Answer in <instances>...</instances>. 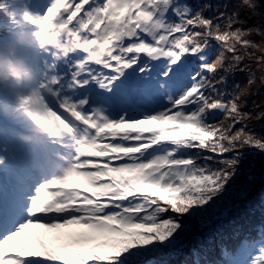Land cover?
Wrapping results in <instances>:
<instances>
[{"label": "snow or ice", "instance_id": "obj_1", "mask_svg": "<svg viewBox=\"0 0 264 264\" xmlns=\"http://www.w3.org/2000/svg\"><path fill=\"white\" fill-rule=\"evenodd\" d=\"M240 7L255 15L258 3L240 0ZM211 8L194 12L182 0H47L37 9L54 42L43 87L67 128L66 167L50 176L28 157L17 168L0 154V264H157L149 257L182 248L185 218L228 191L242 149L264 152V137L246 130L252 117L241 111L240 85L228 92L227 76L204 75L237 70V45L259 49L247 37L264 30L234 27L246 23L238 10L229 15L217 6L218 16L206 17ZM213 41L223 51L211 61ZM225 52L233 61L227 67ZM192 151L211 153L205 161L222 157L220 167L200 164ZM230 239L231 248L219 246L221 259L193 247L188 264H264V226L255 238L236 230Z\"/></svg>", "mask_w": 264, "mask_h": 264}, {"label": "trees", "instance_id": "obj_2", "mask_svg": "<svg viewBox=\"0 0 264 264\" xmlns=\"http://www.w3.org/2000/svg\"><path fill=\"white\" fill-rule=\"evenodd\" d=\"M15 1L4 0L3 3H0V9L5 6L10 8ZM182 2L189 3L194 12L199 10L205 3L211 4L212 8L205 10L203 13L209 18L218 16L217 6H219V11H225L229 15L238 10L241 20L246 21V23L243 25L236 24L234 27H260L264 30V0H257L258 10L255 15L250 10L240 7V0H182ZM225 4L228 5L227 9L223 7ZM8 16L4 11L0 12V102L2 103L0 130L3 131L4 135H11V137H7L12 138L11 145H13L18 138L23 140L34 137L31 135L32 131H27L28 128L34 127V125H31L34 121H27L26 124L22 123L20 121L22 118L18 116L19 110H13L15 106L10 97V92L15 86V79L9 75L11 65L5 54L7 46L15 37L17 27L11 17V10ZM171 18L175 19V17ZM217 22L221 24L223 29L226 21L220 20ZM247 38L260 45V48L244 49L237 45V55L243 57L237 70L226 73L224 69H220L215 76L211 73H204V75H207L209 79L217 80L221 76H227L225 90L228 92L233 91L234 85H240V90L246 93L241 95V111L250 113L252 117L246 121V130L255 133L258 137H264V36L253 34ZM212 44L213 49L210 60L214 61L223 49L215 41ZM37 51L42 52L40 47L39 50L36 49V53ZM34 52L35 50H33L35 58ZM232 62V54L225 52V66L227 67ZM190 63L195 65L197 62L192 60ZM250 79H252L251 84H249ZM218 87L221 86L218 85ZM230 98V96L226 97V99ZM114 100L118 101V96L114 97ZM115 110L117 111V109ZM221 119H223V114L218 113L215 120L219 121ZM16 122L22 123L24 130L19 129V126L15 124ZM240 127H242L241 124L236 125V129ZM43 136L41 135V137ZM51 137L54 142L57 140L56 136ZM51 137L45 141L50 149L54 143ZM33 139L36 140V143L31 141V149L35 150L34 148L38 142L36 138ZM43 140H45V137ZM44 148L48 151L46 147ZM242 152L243 164L240 173L223 197L218 199L213 207L185 218L186 231L181 237L183 241L182 248L157 253L150 256V260L157 261V264H188L193 259V256L189 255V250L193 247H198L202 252L207 253L206 259L218 260L221 259L219 246L227 244L231 248L233 242L230 237L236 230H240L241 235L250 233L252 238L256 237L257 230L264 226V152L247 147L242 149ZM0 153L6 155L9 164L17 168L20 167V158L22 156L26 157L23 150L15 156L3 151L2 146H0ZM187 154L198 156L200 164L207 163L213 168L220 167L218 161L223 159L217 156L212 161H205L203 158L211 155V153L203 151H192ZM231 155L232 153H228L226 157ZM252 251L254 252L255 249H252Z\"/></svg>", "mask_w": 264, "mask_h": 264}, {"label": "rangeland", "instance_id": "obj_3", "mask_svg": "<svg viewBox=\"0 0 264 264\" xmlns=\"http://www.w3.org/2000/svg\"><path fill=\"white\" fill-rule=\"evenodd\" d=\"M46 3L47 0H33V7L29 9L24 0H17L12 3L10 8L2 7L7 16L11 10V17L17 27L15 37L7 46L5 54L11 65L9 75L15 79V86L10 92V97L15 106L13 110H19L18 116L22 118L20 119L22 123L26 124L27 121H34L31 124L34 127L28 128V130L34 131L32 134L40 136H35L38 139L35 150L31 149V139L20 140L18 138L15 144L11 145V135H5L6 144H0V146L3 149L7 148L6 152L8 154L15 156L20 151H25L26 157L35 162L37 173L55 176L59 175L62 168L66 167V163L60 159L63 151L60 145L66 141L68 132L61 119L48 107L47 90L43 87V81L47 76L45 54L54 43L50 30H43L39 23L42 17L37 9L43 11ZM39 47L42 52L37 51L36 53V49L39 50ZM33 50H35V58ZM1 108L2 103L0 102ZM115 109L119 110L118 103ZM16 124L19 125V129L23 130L19 122H16ZM41 135L44 136L41 137ZM51 136H56L57 140L52 144L51 150L46 151L44 144H46V139ZM44 137L45 140H43Z\"/></svg>", "mask_w": 264, "mask_h": 264}]
</instances>
